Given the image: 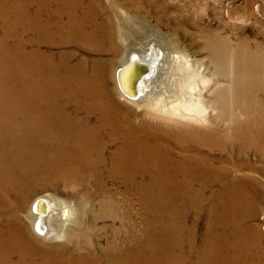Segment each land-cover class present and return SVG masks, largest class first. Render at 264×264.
<instances>
[{
  "label": "bare ground",
  "instance_id": "obj_1",
  "mask_svg": "<svg viewBox=\"0 0 264 264\" xmlns=\"http://www.w3.org/2000/svg\"><path fill=\"white\" fill-rule=\"evenodd\" d=\"M137 1L0 0V264H264V237L248 224L261 198L255 176H264V47L221 36L202 44L209 68L229 82L211 101L201 68L154 43L131 49L114 70L126 107L110 72L121 45L137 40L127 28ZM102 169L142 200L153 219L145 237L100 252L74 232L67 245H48L61 242L68 212L47 197L30 206L41 242L30 237L19 214L33 193ZM203 210L191 262L196 219L184 220ZM229 229L244 261L212 249L230 243L220 234Z\"/></svg>",
  "mask_w": 264,
  "mask_h": 264
},
{
  "label": "rangeland",
  "instance_id": "obj_2",
  "mask_svg": "<svg viewBox=\"0 0 264 264\" xmlns=\"http://www.w3.org/2000/svg\"><path fill=\"white\" fill-rule=\"evenodd\" d=\"M146 1L145 4L141 0L135 2L138 12L129 13L128 16L131 20L128 19L129 24L126 27L131 30L135 29L137 40L133 39L128 42L129 45H121L117 63L110 72V84H112L115 98L118 103L126 104V107L127 103L120 97L114 83V70L125 61L131 49H139L146 44L154 43L157 49L160 48L159 50L165 53H171L182 57L183 60L190 61L194 67L193 69L201 68L203 76L200 74L199 77L205 76L210 80L205 92L207 93V90H210L211 101L214 92L226 89L229 82L227 79L219 78L216 75L211 61L209 68L208 59H206L207 53L203 51L202 44L209 39H213V37L221 36L220 38L228 39L233 45L243 41L250 47H252V44L264 47V0ZM257 6H259V10H256ZM235 9L236 11H234ZM32 11L33 8L29 13H32ZM160 91L157 82L154 94ZM205 92L203 95L206 94ZM257 97L260 105L264 106L263 96L258 95ZM216 116L217 111L210 109V119ZM260 116L264 117V113ZM214 155L217 156V154ZM248 159L251 164L257 165L252 153ZM255 177L257 183L255 191L259 192L258 196L261 198L256 200V217L248 224L250 226L257 225L260 234L264 237V176ZM110 179L102 169L101 177L98 179L86 177L83 183L77 180L63 181L54 189H40L33 193L24 204V211L19 214L30 237L37 240L36 242H41L35 236L31 227L32 214L30 206L37 198L47 197L52 202L54 201L61 207H65L64 211L68 212L67 216H62L60 221V224L63 223L60 231L61 238H59L61 242L47 243L48 245H67L68 238L66 235L70 232L76 233L81 238H89L92 242L88 241V243L92 244L98 252L112 242H121L128 239L132 244L138 241L149 231L148 222L153 219L143 209L140 197L129 191L123 184ZM138 183L136 182V184ZM86 193H90L94 197L87 199ZM205 202L208 203L209 201L206 200ZM101 204H104V207H100ZM204 215L205 210L200 211L198 215L200 218L197 219L194 213L189 212L184 220V225L190 226L196 219V227L193 230L196 238L195 250L189 258L191 262L196 259L198 250L202 248L203 234L206 227ZM49 225L54 228L56 224L52 221ZM173 232L175 237L180 235L177 231ZM232 233L233 230L231 229L228 232L225 231V233L220 232L225 238L232 239H230V243H225L222 247L220 245L213 246L212 249L214 248L213 250L221 255L236 256L244 261L245 258L241 255L242 253L238 254L237 251H232L234 250L233 243H231L233 241ZM157 238H160L159 234ZM161 238H164V234H161ZM262 248L264 249V243ZM188 256L190 255L188 254Z\"/></svg>",
  "mask_w": 264,
  "mask_h": 264
}]
</instances>
